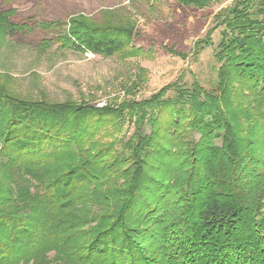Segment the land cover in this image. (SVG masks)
<instances>
[{"label":"trees","instance_id":"1","mask_svg":"<svg viewBox=\"0 0 264 264\" xmlns=\"http://www.w3.org/2000/svg\"><path fill=\"white\" fill-rule=\"evenodd\" d=\"M14 13L0 10V40L24 28ZM215 20L209 89L98 107L21 96L0 74V264H264V0ZM64 25L58 41L80 53L140 49L130 23Z\"/></svg>","mask_w":264,"mask_h":264},{"label":"rangeland","instance_id":"2","mask_svg":"<svg viewBox=\"0 0 264 264\" xmlns=\"http://www.w3.org/2000/svg\"><path fill=\"white\" fill-rule=\"evenodd\" d=\"M186 1L0 0V10L15 11L11 21L25 24L17 32L9 30L0 40L1 80L24 97L71 98L98 107L144 99L173 82L190 88L197 80L209 89L217 79L219 63L214 52L222 27L212 28L216 14L233 0H211L203 7ZM77 13L98 22L106 18L130 23L136 31L132 44L139 51L122 58L62 46L57 37L66 27L64 22ZM40 19L57 20L61 25L43 30L36 25ZM203 39L208 43L197 49L196 42ZM175 94L172 87L165 97ZM151 129L146 122L143 131ZM193 134L196 141L199 133ZM215 143L220 145L221 140L216 138Z\"/></svg>","mask_w":264,"mask_h":264},{"label":"built area","instance_id":"3","mask_svg":"<svg viewBox=\"0 0 264 264\" xmlns=\"http://www.w3.org/2000/svg\"><path fill=\"white\" fill-rule=\"evenodd\" d=\"M97 105H100V104H97Z\"/></svg>","mask_w":264,"mask_h":264}]
</instances>
